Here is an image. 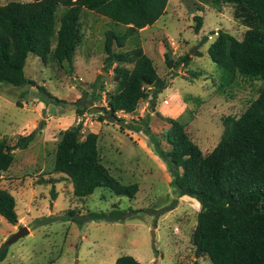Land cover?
<instances>
[{
  "label": "rangeland",
  "instance_id": "rangeland-1",
  "mask_svg": "<svg viewBox=\"0 0 264 264\" xmlns=\"http://www.w3.org/2000/svg\"><path fill=\"white\" fill-rule=\"evenodd\" d=\"M9 1L13 0H0V5ZM61 11L60 7L57 17ZM197 15L201 16L198 31ZM111 26L106 17L83 9L82 37L71 68L52 58L44 63L28 53L25 76L63 103L51 101L36 85L0 82V139L14 144L19 135L34 134L27 147L13 150L10 167L0 171V188L15 197L18 221L13 224L0 215V245L8 247L0 264H114L124 254L140 264H211L207 256H196L191 242L199 204L175 194L166 164L154 152L149 137L134 131L131 124L132 119L149 117L151 133L168 149L162 134L170 125L168 118H178L201 152L209 153L220 139L223 118L239 116L261 87L259 79L241 75L220 87V71L207 52L218 30L240 40L245 27L233 18L230 5L216 10L200 0H168L157 22L136 36L166 87L155 99L141 100L133 113L118 111L117 116L124 119L119 122L110 120L102 109L107 91L115 87L112 67H103L104 33ZM133 45L130 39L122 49ZM98 75L104 85L102 100L77 115L66 103L90 92ZM79 120L81 138L90 131L97 133L99 156L109 172L123 184H137L134 196H117L97 187L89 196L77 197L70 179L54 172L61 133ZM116 208L127 211L129 217L81 225L64 218L68 209L80 215ZM20 227L27 232L7 243Z\"/></svg>",
  "mask_w": 264,
  "mask_h": 264
},
{
  "label": "trees",
  "instance_id": "trees-1",
  "mask_svg": "<svg viewBox=\"0 0 264 264\" xmlns=\"http://www.w3.org/2000/svg\"><path fill=\"white\" fill-rule=\"evenodd\" d=\"M220 10L230 5L232 16L245 27L238 40L226 30H218L207 52L220 71L219 86L234 82L236 76L257 78L259 92L239 116L223 118L219 141L207 154L189 138L184 124L168 119L170 125L162 134L169 145L162 147L144 119H132V129L149 137L156 155L166 164L170 186L179 197H189L199 204L191 242L196 256H207L211 264H264V0H200ZM168 0H25L0 5V82L13 86L36 85L24 74L28 53L44 63L50 58L72 67L75 49L81 41L83 9L106 17L112 24L105 30L104 69L112 67L115 87L107 91L104 113L110 120L122 122L117 112L133 113L139 102L155 99L166 87L144 52L136 35L139 29L152 25L165 11ZM62 8L57 17V10ZM196 30L201 27V16ZM58 23V26H57ZM215 32V31H214ZM206 38V37H205ZM134 41L130 49H122L126 41ZM119 49H117V48ZM169 67L172 61L164 54ZM128 66H127V65ZM98 75L77 100L66 105L83 115L89 106L102 100L104 85ZM51 101H64L45 87L36 85ZM105 117V118H107ZM100 120L104 119L99 115ZM82 121L61 133L55 150L54 172L70 179L73 194L87 197L97 187H105L114 195L132 197L137 184L119 182L101 162L97 133L90 131L81 138ZM33 133L19 135L14 144L0 139V171L13 161V150L25 148ZM51 194L55 198L52 185ZM176 201H173L175 204ZM15 197L0 188V215L15 224ZM173 205L171 208H173ZM78 217L80 219H78ZM123 209L88 211L76 214L68 209L65 219L80 225L89 221L124 220ZM6 244L0 245V261L7 255ZM114 264H140L131 255H120Z\"/></svg>",
  "mask_w": 264,
  "mask_h": 264
},
{
  "label": "water",
  "instance_id": "water-1",
  "mask_svg": "<svg viewBox=\"0 0 264 264\" xmlns=\"http://www.w3.org/2000/svg\"><path fill=\"white\" fill-rule=\"evenodd\" d=\"M194 48H192L190 50V52H193ZM15 223H18V221H16ZM28 229H26V227H20L18 229V231H16L15 233H13L10 238L8 239L7 243H10L12 241H15L16 239H18L19 237L23 236L26 232H27ZM153 233V231H152Z\"/></svg>",
  "mask_w": 264,
  "mask_h": 264
},
{
  "label": "crops",
  "instance_id": "crops-1",
  "mask_svg": "<svg viewBox=\"0 0 264 264\" xmlns=\"http://www.w3.org/2000/svg\"><path fill=\"white\" fill-rule=\"evenodd\" d=\"M159 19V18H158ZM157 19V20H158ZM157 20L155 21V23L157 22ZM109 21V20H108ZM154 25V23L152 24V25H147V26H144V27H142L141 29H139V31H138V34H140L141 35V33L142 32H144V30H147L149 27L151 28V26H153ZM138 34L136 35V36H138ZM139 41V40H138ZM139 43H140V41H139ZM141 45V44H140ZM142 47V46H141ZM169 119V118H168ZM170 119H175V120H177V121H179V122H181L178 118H170ZM165 120H166V118H165ZM182 123V122H181ZM170 124V123H169ZM183 124V123H182Z\"/></svg>",
  "mask_w": 264,
  "mask_h": 264
}]
</instances>
